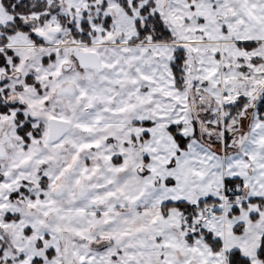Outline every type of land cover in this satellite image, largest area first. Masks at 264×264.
<instances>
[{
  "label": "snow or ice",
  "instance_id": "6c2138e0",
  "mask_svg": "<svg viewBox=\"0 0 264 264\" xmlns=\"http://www.w3.org/2000/svg\"><path fill=\"white\" fill-rule=\"evenodd\" d=\"M0 264H264V0H0Z\"/></svg>",
  "mask_w": 264,
  "mask_h": 264
}]
</instances>
